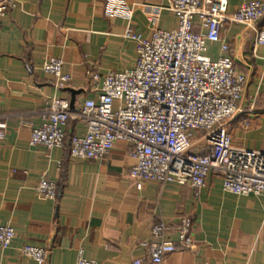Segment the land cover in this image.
Wrapping results in <instances>:
<instances>
[{
  "label": "crops",
  "instance_id": "obj_1",
  "mask_svg": "<svg viewBox=\"0 0 264 264\" xmlns=\"http://www.w3.org/2000/svg\"><path fill=\"white\" fill-rule=\"evenodd\" d=\"M252 1L229 0V11ZM111 2L21 0L1 19L0 124L7 136L0 143V225L10 226L15 239L8 249L0 247V264H38L23 256L25 246L47 249L46 264H75L80 256L98 264L151 262L150 247L158 242L153 225L167 223L168 238L176 240L185 217L192 221L193 247L177 246L162 264H264L263 197L226 193L215 175L199 193L191 186L137 183L135 161L122 142L97 161L71 158L68 142L52 150L30 145L32 129L54 99L72 107L98 101L105 75L135 69L137 44L127 38L128 29L148 38L154 29L178 28L171 0H122L131 19L108 15ZM254 28L231 24L222 32L247 78L241 112L227 130L234 147L264 152V45L255 43L264 18ZM207 55L219 59L220 46ZM53 58L72 79L63 90L42 69ZM64 131L81 136L85 126L71 121ZM42 176L57 185L56 200L37 194Z\"/></svg>",
  "mask_w": 264,
  "mask_h": 264
},
{
  "label": "built area",
  "instance_id": "obj_2",
  "mask_svg": "<svg viewBox=\"0 0 264 264\" xmlns=\"http://www.w3.org/2000/svg\"><path fill=\"white\" fill-rule=\"evenodd\" d=\"M113 1L108 15L131 19L133 11L122 0ZM20 4L21 0H0V27L2 17ZM169 10L178 19L176 30L154 29L144 38L128 29L127 38L137 44L135 69L105 75L98 101L87 99L72 107L54 99L42 114V124L32 129L30 145L62 148L65 126L81 123L85 133L73 136L70 143L73 159L101 160L122 142L135 161L131 176L137 183L191 186L199 193L215 175L226 193L264 198V152L234 147L227 130V123L241 112L247 78L236 69L222 38L227 25L255 29L264 18V0L244 3L233 13L229 0H171ZM255 34V43L264 45V32ZM212 45H219L222 55L215 61L207 55ZM63 64L53 58L42 67L58 90L72 80L63 73ZM92 80L100 78L94 75ZM6 136V125L0 124V143ZM36 192L56 200L57 185L42 176ZM170 233L163 221L153 225L151 236L158 242L150 247L151 262L133 264H162L177 246L193 247L190 218L181 219L176 240L168 238ZM14 239V230L0 225V247L8 249ZM22 254L38 264H46L49 257L47 249L32 246H25ZM75 264L98 263L80 256Z\"/></svg>",
  "mask_w": 264,
  "mask_h": 264
},
{
  "label": "trees",
  "instance_id": "obj_3",
  "mask_svg": "<svg viewBox=\"0 0 264 264\" xmlns=\"http://www.w3.org/2000/svg\"><path fill=\"white\" fill-rule=\"evenodd\" d=\"M66 133V132H65ZM69 137L67 136V135H65V140H64V146H65V143L67 144V142H68V145H69V153H70V143H71V139L73 138V136L72 137H70L69 139H68ZM57 199V198H56Z\"/></svg>",
  "mask_w": 264,
  "mask_h": 264
}]
</instances>
